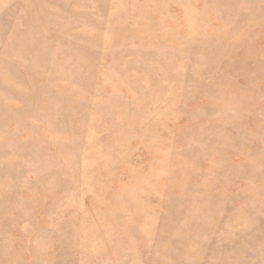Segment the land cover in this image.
Segmentation results:
<instances>
[{"label":"rangeland","instance_id":"obj_1","mask_svg":"<svg viewBox=\"0 0 264 264\" xmlns=\"http://www.w3.org/2000/svg\"><path fill=\"white\" fill-rule=\"evenodd\" d=\"M0 264H264V0H0Z\"/></svg>","mask_w":264,"mask_h":264}]
</instances>
